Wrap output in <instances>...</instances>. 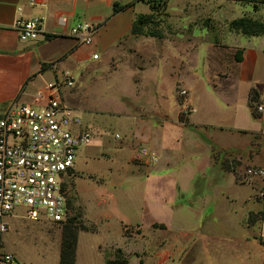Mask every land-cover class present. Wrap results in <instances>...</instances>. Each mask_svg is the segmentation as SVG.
Segmentation results:
<instances>
[{"label":"rangeland","instance_id":"374dc122","mask_svg":"<svg viewBox=\"0 0 264 264\" xmlns=\"http://www.w3.org/2000/svg\"><path fill=\"white\" fill-rule=\"evenodd\" d=\"M158 4L142 35H127L111 56L100 55L66 95L90 135L64 180L69 218L83 229L74 264H154L157 254L166 255L174 226L217 237L246 231L247 211V231L257 238L259 182L245 170L264 165V34L245 37L228 24L243 16L264 24V0ZM153 32L161 38L147 36ZM217 43L225 49L221 68L213 64ZM234 46L251 51L255 63L250 79L230 93L224 78L236 67ZM252 86L253 104L246 100ZM211 146L220 152L217 162ZM140 149L153 160H135ZM194 202L212 207V217L181 211ZM12 214L5 237L18 263L57 264L62 225L29 222L21 209Z\"/></svg>","mask_w":264,"mask_h":264},{"label":"crops","instance_id":"0c3cea01","mask_svg":"<svg viewBox=\"0 0 264 264\" xmlns=\"http://www.w3.org/2000/svg\"><path fill=\"white\" fill-rule=\"evenodd\" d=\"M134 1L0 0V115L12 103L33 106V94L46 83L60 79L62 73L66 72L71 76L74 83L72 88L78 86L83 77L91 73L95 67L94 62L99 60L100 55L109 57L117 50L119 41L129 35L134 18L149 13L143 2ZM129 3L132 4L125 10L112 14L113 4ZM138 6H146L148 12L142 13L137 9ZM59 16L66 21L65 29L56 24ZM33 17L42 20V35L35 42H19L12 29L14 21ZM77 22L88 23L97 29L90 45L79 46L66 35L67 30ZM215 45L214 68H221L225 49L220 48L218 43ZM236 48L241 50V61L236 62L235 68L231 66L224 78L230 93L234 91L236 82L243 83L250 79L255 63V55L251 51ZM93 55L97 56L94 60ZM213 76L218 78L217 73ZM72 88L65 90V101ZM74 110L78 112L77 109ZM188 123L191 125L189 119ZM72 170L76 171L74 167ZM184 210H195L197 216L204 215L207 218L212 217L215 212L212 207L209 210L207 204L201 202L182 207L181 211ZM208 210L210 213L207 214ZM249 212H246L242 223L245 229L251 231L246 219ZM247 230L225 231L217 237L209 234L195 237L193 229L181 230L176 225L171 233L173 241L167 243L166 255L157 254L154 264H174L175 259L176 264H263L264 249L256 236ZM7 232L0 236V255H12L16 264H19L5 237ZM56 234L59 255L61 233ZM0 264L6 263L0 261Z\"/></svg>","mask_w":264,"mask_h":264},{"label":"built area","instance_id":"2783aa9c","mask_svg":"<svg viewBox=\"0 0 264 264\" xmlns=\"http://www.w3.org/2000/svg\"><path fill=\"white\" fill-rule=\"evenodd\" d=\"M56 24L66 27L61 16ZM41 27L42 20L33 17L16 19L12 29L18 41L25 43L37 41ZM96 31L88 23L77 22L66 35L77 45L88 46ZM73 84L71 76L62 73L60 79L46 83L33 94V106L12 103L0 115V236L8 231V220L14 217L15 209H21L23 218L32 223L62 225L69 219L64 180L73 169L79 147L90 139L78 112L63 96ZM254 110L259 114L262 106ZM134 159L153 160V156L140 149ZM245 176L259 182L255 200L258 210L254 214L257 239L264 243V165L246 169ZM0 261L15 264L11 255L1 256Z\"/></svg>","mask_w":264,"mask_h":264},{"label":"trees","instance_id":"16d2710c","mask_svg":"<svg viewBox=\"0 0 264 264\" xmlns=\"http://www.w3.org/2000/svg\"><path fill=\"white\" fill-rule=\"evenodd\" d=\"M234 2L235 0H227ZM134 2H143L149 9V14L145 15H137L131 25L129 35L132 36H140L142 35V29L150 24L152 20V14L157 10L158 3L160 0H135ZM163 2H167V0H163ZM132 4V3H131ZM117 5L113 4L112 14H115L119 11L125 10L130 5ZM264 6V4H263ZM228 28L234 32H237L245 37H257L264 34V24L258 20H254L252 18L243 16L241 18L232 20L228 24ZM151 38L160 39L161 36L159 33H149L147 35ZM235 62L241 61V50L236 49L232 54ZM258 97L257 88H251L247 93V100L249 103L253 104L256 102ZM250 108H252L250 106ZM251 116L253 118H258L260 115L254 114L251 111ZM178 122H180L183 126H190L186 119H183L179 114L177 117ZM212 159L217 162L219 161L220 152L217 151L213 146L210 148ZM223 161V160H222ZM83 230L80 227H77L73 224V219L69 218L67 222L62 224L61 227V237H60V246H59V255H58V264H74L75 261V248H76V238L78 231ZM264 249V243H260ZM104 264H128L125 259H116L112 261H105ZM263 264H264V256H263Z\"/></svg>","mask_w":264,"mask_h":264}]
</instances>
